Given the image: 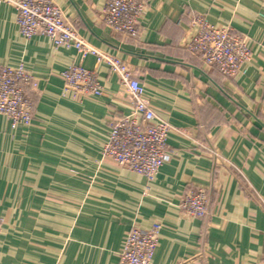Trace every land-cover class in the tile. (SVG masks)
<instances>
[{"label": "crops", "instance_id": "1", "mask_svg": "<svg viewBox=\"0 0 264 264\" xmlns=\"http://www.w3.org/2000/svg\"><path fill=\"white\" fill-rule=\"evenodd\" d=\"M52 1L86 42L129 64L171 126L168 158L151 182L103 158L109 121L130 111L116 76L41 35L25 40L0 4V66L35 81L27 128L0 115V264H117L126 232L155 221L151 264H264V0H144L136 42L103 24L104 0ZM196 14L245 38L242 71L225 78L188 53ZM72 64L95 69L103 95L63 96L59 74ZM197 188L201 219L180 208Z\"/></svg>", "mask_w": 264, "mask_h": 264}, {"label": "built area", "instance_id": "2", "mask_svg": "<svg viewBox=\"0 0 264 264\" xmlns=\"http://www.w3.org/2000/svg\"><path fill=\"white\" fill-rule=\"evenodd\" d=\"M0 4L15 10V22L25 40L41 35L55 48H72L80 60L94 57L96 65L104 64L116 76L119 94L130 111L126 115H113L101 154L103 158L151 182L168 158L166 141L171 126L156 119L129 64L117 55L86 42L52 0H0ZM145 6L144 0H104L101 19L121 42H136ZM190 23L196 27V32L184 47L200 60L204 68L216 67L225 78H231L251 60L245 38L233 35L229 26L211 25L200 14L192 16ZM59 77L63 96L103 95L95 69L72 64L61 71ZM34 85L32 74L23 66H0V115L8 120L12 129L27 128L31 124L34 100L25 94V88ZM180 208L190 218H204L208 214L206 191L197 188L185 192ZM1 226L0 218V232ZM160 230L161 224L157 221L147 229L131 227L117 254V264H151Z\"/></svg>", "mask_w": 264, "mask_h": 264}, {"label": "water", "instance_id": "3", "mask_svg": "<svg viewBox=\"0 0 264 264\" xmlns=\"http://www.w3.org/2000/svg\"><path fill=\"white\" fill-rule=\"evenodd\" d=\"M252 123L255 124V125H257V123L255 122V120L253 118H252Z\"/></svg>", "mask_w": 264, "mask_h": 264}]
</instances>
